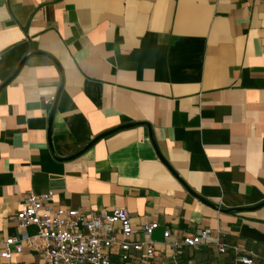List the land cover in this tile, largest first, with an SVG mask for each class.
Wrapping results in <instances>:
<instances>
[{
  "label": "crops",
  "instance_id": "crops-1",
  "mask_svg": "<svg viewBox=\"0 0 264 264\" xmlns=\"http://www.w3.org/2000/svg\"><path fill=\"white\" fill-rule=\"evenodd\" d=\"M29 192L157 222L149 264L203 229L264 264V0H0V241ZM25 231L0 264H45Z\"/></svg>",
  "mask_w": 264,
  "mask_h": 264
},
{
  "label": "built area",
  "instance_id": "built-area-1",
  "mask_svg": "<svg viewBox=\"0 0 264 264\" xmlns=\"http://www.w3.org/2000/svg\"><path fill=\"white\" fill-rule=\"evenodd\" d=\"M54 99L51 97L48 101ZM52 197V192L27 194L25 207L15 216L22 236L0 241V260L10 261L14 254L23 252V243L28 238L25 230L29 226L36 227L38 237L45 244V264H149L153 260L156 249L150 236L158 228L157 222L140 227L145 236L141 241L135 239L130 216L123 208L82 213L78 209L51 205ZM169 235V230L164 232V237ZM210 236V229L199 230L185 236L181 244L197 248L207 244ZM215 246L220 254L231 252L233 264H253L251 251L243 253L238 246L220 238ZM173 263L177 264L178 260L174 258Z\"/></svg>",
  "mask_w": 264,
  "mask_h": 264
},
{
  "label": "rangeland",
  "instance_id": "rangeland-1",
  "mask_svg": "<svg viewBox=\"0 0 264 264\" xmlns=\"http://www.w3.org/2000/svg\"><path fill=\"white\" fill-rule=\"evenodd\" d=\"M177 264H232V261L229 256L220 254L212 248L199 246L193 248Z\"/></svg>",
  "mask_w": 264,
  "mask_h": 264
},
{
  "label": "water",
  "instance_id": "water-1",
  "mask_svg": "<svg viewBox=\"0 0 264 264\" xmlns=\"http://www.w3.org/2000/svg\"><path fill=\"white\" fill-rule=\"evenodd\" d=\"M121 127H127V126H121ZM109 133H110V132H107V133L103 134L102 136H106V135L109 134ZM91 144H92V143H90L89 146H90ZM89 146H88V147H89ZM226 211H234V210H226Z\"/></svg>",
  "mask_w": 264,
  "mask_h": 264
}]
</instances>
